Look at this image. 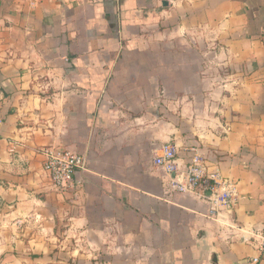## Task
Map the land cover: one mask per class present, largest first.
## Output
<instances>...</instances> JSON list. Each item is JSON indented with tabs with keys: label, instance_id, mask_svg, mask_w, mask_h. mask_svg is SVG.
<instances>
[{
	"label": "crops",
	"instance_id": "crops-1",
	"mask_svg": "<svg viewBox=\"0 0 264 264\" xmlns=\"http://www.w3.org/2000/svg\"><path fill=\"white\" fill-rule=\"evenodd\" d=\"M168 143L233 209L172 191ZM263 223L264 0H0V264H264Z\"/></svg>",
	"mask_w": 264,
	"mask_h": 264
},
{
	"label": "built area",
	"instance_id": "built-area-1",
	"mask_svg": "<svg viewBox=\"0 0 264 264\" xmlns=\"http://www.w3.org/2000/svg\"><path fill=\"white\" fill-rule=\"evenodd\" d=\"M43 153L44 170L57 189L61 192L71 189L78 170L85 168L86 157L63 148H46ZM178 155L176 145L168 143L161 147L160 154L154 158L155 165L173 175L170 182L173 192L197 193L204 196L211 204L213 215L233 209L238 196L237 187L233 182L224 179L218 170L210 169L207 158L197 153L192 154L188 166L181 169ZM246 240L253 244L259 253L252 261L259 262L264 258V223L260 228L253 230Z\"/></svg>",
	"mask_w": 264,
	"mask_h": 264
}]
</instances>
